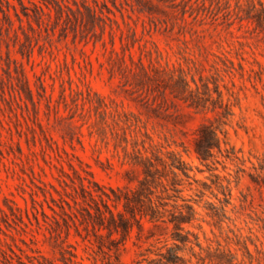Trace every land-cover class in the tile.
Masks as SVG:
<instances>
[{
	"label": "rangeland",
	"instance_id": "rangeland-1",
	"mask_svg": "<svg viewBox=\"0 0 264 264\" xmlns=\"http://www.w3.org/2000/svg\"><path fill=\"white\" fill-rule=\"evenodd\" d=\"M10 1L0 264H154L189 204V264H264V0H24L30 16ZM203 121L221 137L208 161ZM95 181L103 199L82 189Z\"/></svg>",
	"mask_w": 264,
	"mask_h": 264
},
{
	"label": "trees",
	"instance_id": "trees-1",
	"mask_svg": "<svg viewBox=\"0 0 264 264\" xmlns=\"http://www.w3.org/2000/svg\"><path fill=\"white\" fill-rule=\"evenodd\" d=\"M9 2V8L6 10L3 6H0V9H2L7 17L11 16L9 10L11 9V6L15 7V12L19 16V18H22V15L20 11L18 10V7L16 4L12 3L10 0H7ZM34 6H35V12L38 13L39 8L42 7V4L39 2V0H30ZM22 4V12L30 16V5L25 3L24 0H20ZM185 83L189 86V82L185 79ZM28 89V87H27ZM28 93L30 94L32 91L30 88L27 90ZM191 104H195V102H191ZM195 137H194V142H195V151L198 155V157L202 161H208L213 155H214V149L216 147H219L220 149L222 148L221 145V137L219 136L218 133V128L214 125L212 121H203L200 126L196 129L195 131ZM228 156H231V154H227ZM178 162H175L173 164L175 167H178L180 170L183 172L187 173V168L184 165L183 160L179 159L177 160ZM95 184L97 187H91L89 185H86L85 183L82 185V189L84 190L85 193H89L91 197L94 200H97V196L99 195L103 199V195L98 192V189H103V186L99 184L98 182L95 181ZM115 192V196H111L108 194L109 199H112L113 201H118L121 199L120 195L118 192L113 189ZM105 191V190H104ZM108 209L111 211V216L110 220L112 221L114 227L116 230H119V225L121 224L127 232H130L132 229V225L129 223V221L123 217V213L118 210V214L122 216L121 220L118 221L116 218V211L113 210L108 204H107ZM126 207H129V204L126 205ZM98 210L103 212L100 207H97ZM130 211L133 213V215L136 217V213L134 212L132 206H130ZM158 210L154 207L151 206L149 211H141L142 216H148L151 221H154L155 224H158V220L160 219ZM196 213V208L193 204H189L188 206V212L185 213L181 211L180 214H175L173 217H171L169 220L175 224V232L173 234L174 238V245L168 246L166 251H161L158 253V256L154 258L155 263L154 264H189L186 259L181 256L179 251L182 249V243L187 244L188 242L193 241L192 238L190 237V230H185L184 222H192L194 219V214ZM137 218V217H136ZM140 226H143V223H140ZM127 236H124L123 239H126Z\"/></svg>",
	"mask_w": 264,
	"mask_h": 264
}]
</instances>
